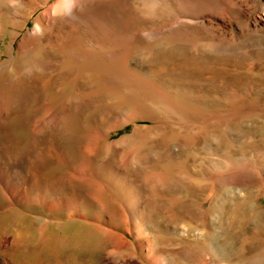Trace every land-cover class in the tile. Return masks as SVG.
Instances as JSON below:
<instances>
[{
    "label": "rangeland",
    "instance_id": "rangeland-1",
    "mask_svg": "<svg viewBox=\"0 0 264 264\" xmlns=\"http://www.w3.org/2000/svg\"><path fill=\"white\" fill-rule=\"evenodd\" d=\"M32 1L24 0L15 8L0 2L3 24L7 23L0 35V53L2 60L8 61L6 67L11 57L5 52L17 30L8 20L15 14L26 20L27 25L13 40L16 47L18 41L33 32L37 15L45 9L41 5L44 0ZM59 1L49 0L46 6ZM78 4L73 10L77 13H68L67 19L54 29L52 40L59 43L73 38L77 44L80 41V47L112 50L115 58L105 59L109 72L85 68L84 74L78 75L75 64L58 68L61 59L54 55L48 76L45 71L36 70L33 80L37 85L36 96L40 97L34 114L36 123L53 112L61 117L58 130L48 129L36 135L33 167L29 162L32 153L28 150L27 129L32 116L25 117V107L18 111L22 119H11L7 123L10 128L7 124L6 128H0V165L10 172L19 167L18 172L28 173L32 168L36 178L26 181L39 189L47 172L60 177L61 184L54 196L64 201L70 212L63 209L47 212L39 204L26 207L18 202H4L0 196V230L8 231L18 225L27 228L30 220H34L31 228L35 230L34 226L40 227L45 218L66 222L71 217L74 223L61 230L72 233L77 230L76 223L83 224L87 243L93 245L92 241L97 240L100 245L93 254V264H264V0H78ZM36 6L29 17V11ZM45 36L39 35L41 42ZM126 52L131 53L125 62L121 57ZM22 54L16 63L24 69L31 54ZM21 58L26 59L25 65L21 66ZM110 77L114 82L118 79L117 85L113 82L111 86L112 81L109 84ZM44 78L49 81L48 91L41 87ZM160 91L180 108L175 109L169 101L156 96ZM120 93L122 104L119 100L118 107L114 95ZM132 101L139 106L133 109ZM69 114L74 116L68 118L72 123L67 120ZM133 117L136 120L130 121ZM114 126L117 127L112 129ZM71 129L76 131L77 138ZM106 130L109 135L101 139L110 142L135 130L144 133V145L151 152H159L160 159L150 155L145 163L150 170L143 164L133 166L135 169L124 164L125 170L121 158L133 152L132 144L118 147L117 152L87 155L91 139ZM143 149L141 146L136 150ZM161 156L168 159L162 163ZM141 166L150 173L162 169L170 174L175 169L172 175L180 182L163 185L162 189L148 183L149 186L143 182L145 174ZM116 172L127 176L138 191L137 206L145 212L141 226L123 206L117 189L115 194V188L109 184V178ZM82 179L98 185L87 188L79 181ZM143 183L147 188H143ZM93 195L104 207L95 205ZM104 231L116 236L117 241L115 237L114 243L111 242ZM2 257L0 254V262L9 264ZM91 259L84 258L91 262L86 261L87 264H92Z\"/></svg>",
    "mask_w": 264,
    "mask_h": 264
},
{
    "label": "bare ground",
    "instance_id": "bare-ground-1",
    "mask_svg": "<svg viewBox=\"0 0 264 264\" xmlns=\"http://www.w3.org/2000/svg\"><path fill=\"white\" fill-rule=\"evenodd\" d=\"M24 0H0V2L5 3L8 7H18L20 6V4H22ZM49 0H44V2L41 3L42 6H45V9L39 14L37 15L36 19H35V28L33 29V32L31 34L28 33V35H25L20 41H18V43L16 44V47L13 43V40L15 38V36H17L18 32L25 26L26 24V20L25 18L22 21L19 19L18 15H13L11 20L9 18V22L11 23V25L17 29L16 31H14V36L11 38L10 40V45L7 48L8 52H5L6 54H8L12 60V62H15L14 64H12V62L10 63L9 60V65L8 67L4 66L6 63L8 64V61L6 60H2V56L3 54L0 53V128L4 127L6 128V124L9 123L11 121V119L17 120L19 118L22 119L21 115L19 114V109H22V106L25 107V117L26 116H32L31 120H29V124H27V129H29L28 134H29V152L31 155L30 158V164L31 167H33V162H34V149L33 147H35L34 145V141H35V137L38 134H41L43 132H45L48 129H56V127L59 125V118L61 117L60 113L56 112L49 116L47 119H44L38 123H36V118L34 117L36 108H37V91H36V87L37 85H35V82L33 80V78H35L36 76L33 77V75H35L38 71V69L41 71H45V75H49L50 71V67H51V57L54 55V57H58L60 58V62H58V68L60 67V69L62 68H66L67 65L72 66L73 64H75L76 66H78V72L80 75V73L85 69H91V70H95L98 72H109L108 69V65L105 62V59H109L112 60L115 58V54L113 53L112 50L103 48L101 46H99L97 49L95 50L92 49L91 47L89 48H85V47H80L78 44L73 41L71 38L65 39V40H60L59 43H54L52 40V35L54 34V29L56 27H58L62 21H65L67 18L66 16L68 15V13H72V11L74 10V8L76 7V5L78 4V0H71V2L65 7L63 6V1H59L58 3H54L52 6L51 4L50 7H48V5L46 6V4L48 3ZM31 3H33L32 0H30ZM57 2V1H56ZM36 3V2H35ZM4 4V5H5ZM36 5V4H35ZM79 6V4H78ZM38 6H36L35 8H33L32 10H30L29 12V17H31V14L37 9ZM81 7V6H79ZM78 7V9H79ZM77 9V8H76ZM77 9V11H78ZM76 12V11H75ZM73 11V13H75ZM72 13V15H73ZM77 13V12H76ZM2 10L0 8V35L2 33H4L3 31L6 28V22L5 24H3L4 20L2 19ZM9 16L10 13H9ZM70 16V15H69ZM74 16H72L73 18ZM71 19V18H70ZM70 22V21H69ZM68 23V22H67ZM58 31V30H57ZM76 33V32H75ZM45 34V41L41 42L40 41V37L39 35ZM72 34V33H70ZM55 35V34H54ZM76 36V35H75ZM73 37V36H71ZM78 38V37H77ZM76 37L74 39H77ZM54 39V38H53ZM79 40V39H78ZM110 46V43H109ZM88 47V46H87ZM116 51V49H115ZM32 53L31 54V59L27 62L26 67L24 66V69H22V67H20L16 62L18 57L22 54V53ZM116 53V52H115ZM131 53V52H130ZM129 53V54H130ZM128 52H126L125 54H123V56L121 57L122 60H124L125 62L128 61L130 59ZM24 57V54H22ZM22 57V56H21ZM30 57V56H29ZM53 57V58H54ZM26 58V56H25ZM24 58V59H25ZM24 59L21 58V60L23 62H21V66L23 65V63L26 61H24ZM20 60V61H21ZM19 61V62H20ZM53 61V60H52ZM131 61V60H130ZM56 62V61H53ZM26 63V62H25ZM24 63V65H25ZM54 64V63H53ZM54 66V65H53ZM5 67V68H4ZM55 67V66H54ZM74 67V66H73ZM70 68V67H69ZM68 69V68H67ZM74 69V68H73ZM37 70V71H36ZM60 71V70H59ZM63 71V70H62ZM61 71V73L63 74V72ZM69 71V70H67ZM71 71V70H70ZM113 71V68H112ZM124 71V70H123ZM39 72V73H40ZM77 72V73H78ZM55 73V71H54ZM59 73V72H58ZM96 73V72H95ZM41 74V73H40ZM39 74V75H40ZM69 74V73H67ZM82 74H84V72H82ZM106 74V73H104ZM104 74H102L104 76ZM66 75V73H65ZM89 75V74H88ZM87 75V78H89V76ZM93 75V74H92ZM99 75V74H98ZM84 76V75H83ZM97 76V74H96ZM95 76V77H96ZM106 76V75H105ZM104 76V77H105ZM111 76V75H110ZM113 76V75H112ZM111 76V77H112ZM78 76H76L77 78ZM98 77V76H97ZM101 75L99 76V80H100ZM108 77V76H107ZM111 77L107 78V80L109 81V84L112 80ZM121 76H119L120 78ZM67 78V77H66ZM82 78V76H81ZM86 78V79H87ZM45 79V78H44ZM93 78H91L92 80ZM112 79H115L112 77ZM121 79V78H120ZM38 80V79H37ZM43 80V79H42ZM46 80V81H45ZM42 84L41 87L48 91L49 88V81L51 83L50 80V76H49V81H47V79H45ZM80 80V78H79ZM90 80V78H89ZM96 80H98L96 78ZM103 80V78H102ZM106 80V79H105ZM106 80V81H107ZM116 80H118L116 78ZM116 80L114 82V80L111 83V86L114 82V86L117 85ZM124 80V79H123ZM128 80H131L130 78ZM93 81V80H92ZM101 81V80H100ZM127 81V80H126ZM85 82V81H84ZM94 82V81H93ZM99 82V81H98ZM104 81H102L103 83ZM120 82V81H119ZM118 82V83H119ZM122 82V81H121ZM131 82V81H130ZM82 82H80L81 84ZM96 82H94L95 84ZM100 83V82H99ZM38 84V82H37ZM91 84L93 85V83L91 82ZM108 84V85H109ZM123 84V83H120ZM133 84V83H132ZM52 85V84H51ZM97 85V83H96ZM105 85V84H103ZM119 86V84H118ZM53 87V86H52ZM95 87V86H94ZM97 87V86H96ZM95 87V89H96ZM120 87V86H119ZM123 87V86H121ZM129 87V86H128ZM137 86H135L136 88ZM105 88V87H104ZM118 88V87H116ZM52 89V88H51ZM98 89V88H97ZM96 89V90H97ZM102 89V87H101ZM140 89V88H139ZM138 89V92H139ZM50 90V89H49ZM120 90V89H119ZM122 90V89H121ZM130 90V89H129ZM52 91V90H51ZM100 91V90H99ZM102 91V90H101ZM114 91V90H113ZM124 91V89H123ZM126 91V90H125ZM43 92V90H42ZM50 92V91H49ZM77 92V91H76ZM104 92V91H102ZM117 93L118 90L116 89ZM136 92V91H135ZM137 92V93H138ZM48 93V92H46ZM101 93V92H100ZM106 93V92H105ZM107 93H110L107 91ZM123 93V92H122ZM133 93V92H132ZM135 93V94H137ZM44 94V93H43ZM53 96V93H51ZM50 94V95H51ZM76 94V93H75ZM126 94H130V93H126ZM133 94V95H135ZM140 94H142L140 92ZM145 93H143L144 95ZM156 96H160L159 98L163 99V101H165V99L167 101H169V103L173 106V108L177 109L180 108V105H178L173 99L170 98V96L165 95L164 92L162 93L157 92ZM169 94V93H167ZM173 94V92H172ZM171 94V95H172ZM48 95V94H47ZM65 95V94H63ZM81 95V94H80ZM106 95V94H105ZM112 95V94H111ZM110 95V96H111ZM121 93L119 96L114 95V98L118 99L117 103L115 105L119 104V99L118 97H121ZM125 95V93H124ZM62 96V95H61ZM60 96V97H61ZM75 97V95H73ZM90 96H94V95H90ZM102 96V95H101ZM140 96V95H139ZM173 96V95H172ZM48 97V96H47ZM56 97V96H55ZM82 97V96H81ZM85 97V96H84ZM96 97V96H95ZM100 97V96H99ZM108 97V96H107ZM125 97V96H124ZM138 97V96H136ZM147 97V96H146ZM145 97V98H146ZM51 98V97H50ZM65 98V97H64ZM78 98V97H77ZM102 98V97H101ZM104 98V97H103ZM110 98V97H109ZM123 98V96H122ZM127 98V97H126ZM125 98V99H126ZM133 98V96H132ZM130 98V99H132ZM140 98H144L140 96ZM174 98V97H172ZM45 99V98H44ZM54 99V98H53ZM52 99V100H53ZM124 99V98H123ZM129 99V98H127ZM47 100V99H46ZM50 99V101H52ZM75 100V99H74ZM79 100V99H78ZM81 100V99H80ZM84 100V99H83ZM133 100V99H132ZM137 100V99H136ZM40 101V100H38ZM45 101V100H44ZM49 101V102H50ZM63 101V99H62ZM139 101V100H137ZM137 101H132L131 105H133V109L137 108V106H139L137 104ZM142 101V100H141ZM140 101V103L142 104V102ZM47 102V101H46ZM71 102V101H70ZM69 102V103H70ZM74 103V101H73ZM83 103V102H82ZM122 104V100L120 102ZM125 103L127 104L128 102L125 101ZM46 104V103H45ZM49 104V103H48ZM47 104V105H48ZM61 104V103H60ZM65 104V103H64ZM80 104V101H79ZM120 104V106H121ZM124 104V101H123ZM125 104V105H126ZM145 104V103H144ZM129 105V106H128ZM44 106V104H43ZM50 106V105H49ZM84 106V105H82ZM128 107H130V103L127 104ZM64 107V106H63ZM86 107V105H85ZM84 107V108H85ZM113 107V106H112ZM119 107V105H118ZM124 107V106H123ZM160 107V106H159ZM41 108V107H40ZM45 108V106H44ZM78 108V107H77ZM109 108V107H107ZM111 109V108H110ZM139 109V108H138ZM141 109V108H140ZM161 109V108H160ZM76 110V109H75ZM82 110V109H81ZM87 110V109H85ZM100 110V108H99ZM116 109H114L115 111ZM143 110V108L141 109ZM141 110L140 113L138 112V114H141ZM24 111V110H23ZM67 111V110H66ZM71 111V109L69 110L68 108V112ZM90 111V110H89ZM105 111V110H104ZM108 111V110H107ZM111 111V110H110ZM145 111V110H144ZM143 111V112H144ZM186 112V109L184 110ZM22 112V111H21ZM67 112V113H68ZM76 112V111H75ZM78 112V111H77ZM76 112V113H77ZM84 112V110H83ZM94 112V111H93ZM119 112V111H118ZM133 112V111H132ZM185 112H183V114H185ZM191 112V111H190ZM64 113V112H63ZM66 113V112H65ZM80 113V110H79ZM117 113V112H115ZM145 113V112H144ZM167 113V111H166ZM12 114V116L10 115ZM73 114V112H72ZM82 114V111H81ZM92 114V113H91ZM120 114V113H119ZM131 114V113H130ZM189 114V113H188ZM191 114V113H190ZM10 115V118H9ZM37 115V114H36ZM68 115V114H67ZM79 115V114H78ZM147 115V114H146ZM150 115V114H149ZM70 116V114H69ZM143 116L145 117V114H143ZM187 116V115H186ZM71 117L74 118V116H70L67 117V120H69ZM80 117V116H79ZM91 117V116H90ZM89 117V118H90ZM30 118V117H28ZM39 118V117H38ZM64 118V117H63ZM69 118V119H68ZM138 118H141L138 117ZM40 119V118H39ZM38 119V120H39ZM65 119V118H64ZM79 119V118H78ZM126 119V118H125ZM133 120L130 121H134L136 120L134 117L132 118ZM12 120V121H14ZM62 120V119H61ZM66 120V121H67ZM71 120V119H70ZM69 120V121H70ZM77 120V119H76ZM91 120V119H90ZM127 120H129L127 118ZM24 120H22L23 122ZM65 121V120H63ZM74 121V120H73ZM78 121V120H77ZM81 121V120H80ZM80 121H78L80 123ZM25 122V121H24ZM68 122V121H67ZM66 122V123H67ZM71 122V121H70ZM15 123V122H14ZM13 123V126L15 125ZM18 123V122H17ZM16 123V124H17ZM26 123V122H25ZM62 123V122H61ZM65 123V124H66ZM72 123V122H71ZM75 123V122H74ZM24 124V123H23ZM62 125V124H61ZM72 125V124H71ZM79 125V124H78ZM82 124H80L81 126ZM8 126V124H7ZM18 126V125H17ZM9 127V126H8ZM70 127V126H69ZM74 127V124H73ZM114 126L112 129H115ZM10 128V127H9ZM62 128V127H61ZM66 128L68 129V127L66 126ZM66 128L65 131L63 132L65 134L66 132ZM74 129V128H73ZM111 129V130H112ZM58 130V129H56ZM55 130V131H56ZM60 130V129H59ZM62 130V129H61ZM60 130V133L62 132ZM72 130V129H71ZM69 130V131H71ZM77 130V129H74ZM74 135L75 132L74 131ZM110 130V129H109ZM14 131V130H13ZM18 131V130H17ZM49 131V130H48ZM51 131V130H50ZM67 131V132H69ZM79 131V130H78ZM77 131V132H78ZM96 131V130H95ZM6 132V131H5ZM15 132V131H14ZM13 132V133H14ZM57 132V131H56ZM71 132V133H73ZM110 131H104L103 134L99 135H95L93 137V139H91V141L89 142V145L86 147L87 148V155H90L93 153V155L95 154H107L108 152H117V148L120 146L124 145H130L132 144L133 147H131V150L133 149V152L128 154V156H124L123 158H121V163L126 164V166H140V164H143V166L146 165L147 169L149 168L148 164V159L151 157L150 155L153 154V156H157L159 154L156 153V151H154L156 154L154 155V152H151L148 147H146V138L144 133H141L140 131L137 132L135 130V132L131 135L128 136H123L121 139H119L116 142H110V141H103V139L101 138H107V136L109 135ZM16 133V132H15ZM54 133V132H52ZM62 133V134H63ZM70 133V135H71ZM79 135L81 136V132L79 131ZM48 134H50L48 132ZM58 134V132H57ZM63 134V135H64ZM69 134V133H68ZM46 136V134H44ZM43 135V136H44ZM52 135V134H51ZM69 138H71L73 136V134L70 136ZM78 136V134H76ZM75 135V137H76ZM1 136V135H0ZM40 136V135H39ZM42 136V135H41ZM49 136V135H48ZM54 136V135H53ZM67 136V135H66ZM51 137V136H50ZM38 138V137H37ZM36 138V139H37ZM40 138V137H39ZM45 138V137H44ZM77 138V137H76ZM80 138V137H79ZM84 138V137H83ZM2 139V138H1ZM0 139V140H1ZM68 139V137H67ZM73 140V139H72ZM89 140V139H88ZM39 142V140H37ZM71 141V140H70ZM75 141V139L73 140ZM77 141V139H76ZM82 142V141H81ZM2 143V141H1ZM171 143V142H170ZM4 145V143H3ZM38 145V144H37ZM141 146H143V150L138 151L136 149L141 148ZM5 147V146H4ZM9 147V145H8ZM146 147V148H145ZM167 147V146H166ZM37 148V147H36ZM35 148V149H36ZM128 148V147H127ZM136 148V149H134ZM150 148V147H149ZM9 149V148H8ZM119 149V148H118ZM165 149V148H164ZM120 150V149H119ZM135 150V151H134ZM162 151V150H161ZM165 151V150H164ZM14 153V152H13ZM39 154V153H38ZM115 154V153H114ZM37 155V154H36ZM66 155V154H65ZM113 155V154H112ZM163 155V154H162ZM168 155V154H165ZM27 156V155H26ZM108 156V155H107ZM160 156V155H159ZM158 157V159H160V157ZM164 156V155H163ZM169 156V155H168ZM75 157V156H74ZM97 157V156H96ZM98 157H100L98 155ZM105 157V155H104ZM153 157V159H154ZM162 157V156H161ZM63 158V155H62ZM70 158V157H69ZM68 158V160H69ZM113 158V157H112ZM166 160L168 159L167 156L165 157ZM164 158V160H165ZM99 159V158H98ZM103 159V158H102ZM156 159V157H155ZM157 159V160H158ZM162 163H163V157L161 158ZM39 160V159H38ZM65 160V159H64ZM97 160V159H96ZM113 160V159H112ZM67 162V160H65ZM160 161V160H159ZM156 162V163H159ZM169 161V160H168ZM1 162V161H0ZM37 162V161H36ZM60 162V160H59ZM151 162V160H150ZM149 165L151 166L152 164ZM167 163V162H166ZM5 164V163H4ZM8 164V163H6ZM15 164V163H14ZM13 164V165H14ZM18 164V163H17ZM2 165V164H1ZM0 165V196H1V200L6 202H18L21 204L26 205H36L39 204L42 206V208L44 210H46L47 212L50 211H54L56 209H63V210H68V212H70V209L68 208V205L66 203H64V201H60L61 199H55L56 195V188L57 186H59L58 184L60 183V177L56 178L55 176H53L50 171L49 173L47 172V174L44 176V179H42V182L44 180V184L42 186V188H36V186L33 184V186L27 183V179H33L35 177V171L32 170V168H30L31 170H29V172H22L19 171L18 172V168L15 170L16 172H10L8 171L5 167H2ZM10 165V164H9ZM8 165V166H9ZM37 165V164H36ZM156 165V164H155ZM170 165V164H169ZM159 166V164L157 165ZM166 166V165H165ZM164 166V167H165ZM10 167V166H9ZM13 167V166H12ZM131 167V168H132ZM142 167V166H141ZM140 167V168H141ZM154 167V166H153ZM151 166V170H153V168ZM160 167V166H159ZM135 169V167H133ZM172 168V167H171ZM14 169V168H13ZM23 169V168H22ZM123 169V167L121 168ZM125 169V166H124ZM129 169V167H128ZM137 169V168H136ZM143 169V167H142ZM98 170V169H97ZM96 170V171H97ZM119 170V169H118ZM126 170V169H125ZM130 170V169H129ZM140 170V169H139ZM138 170V172L140 173V171ZM150 170V168H149ZM155 170V169H154ZM166 170V169H165ZM171 170V169H170ZM175 170V169H173ZM172 170V172H173ZM14 171V170H13ZM121 171V170H120ZM132 171H136L133 170ZM142 172V171H141ZM144 172V169H143ZM152 172V171H151ZM168 173V171H164L162 169L153 171V173L148 172L147 170H145L144 174L145 177L143 179L144 183H147V185L151 184L153 185L154 188L157 189H162L164 188L163 185H170L173 182L176 183V185L178 184L177 182V178L172 175L174 173ZM101 173V172H100ZM138 173V174H139ZM178 173V172H177ZM175 173V175L177 174ZM180 175V173H178ZM88 175V174H87ZM37 176V175H36ZM85 176V175H84ZM140 176V175H139ZM43 177V176H42ZM86 177V176H85ZM141 177V176H140ZM36 178V177H35ZM96 178L97 175H96ZM101 178V177H100ZM99 179V178H98ZM107 179V178H106ZM179 180V179H178ZM84 186H86L87 188H91L93 186L98 185V183L93 182L91 180H79ZM109 184L112 185L115 188V194L119 193L120 198H122L123 203L125 205V208L127 210H129L130 213L133 214V217L135 220H137L138 222H140V226L142 224V220L145 218V212L143 213L142 211H140L138 209L137 204L138 200H139V195H138V191L136 190V188L131 186L130 180L127 178V176H125L122 172H116L114 173L110 178H109ZM144 183L142 185H144ZM149 183V184H148ZM61 184V183H60ZM173 185H175L173 183ZM145 186V185H144ZM150 186V185H149ZM161 188H160V187ZM176 187V186H175ZM139 189V187H137ZM143 188H147V186L143 187ZM116 189H117V193H116ZM149 190V189H148ZM103 191V190H102ZM140 191V190H139ZM161 191V190H160ZM148 192V191H147ZM146 192V193H147ZM144 193V192H143ZM94 196V195H93ZM102 197V196H101ZM118 197V198H119ZM142 197V196H141ZM60 198V197H59ZM94 201H95V205L97 206H103L100 203V200L98 199V197L95 195L93 197ZM101 199V198H100ZM142 199V198H140ZM9 204V203H8ZM69 204V203H68ZM17 206V205H16ZM108 206V205H107ZM27 207V206H26ZM99 207V208H100ZM104 207V206H103ZM68 208V209H67ZM15 209V207H13L11 210L13 211ZM96 210V209H95ZM11 211V212H12ZM17 211V210H16ZM15 211V213H16ZM65 211V212H66ZM19 212V211H18ZM128 212V211H127ZM13 213V212H12ZM12 213H11V217H12ZM95 213V211H94ZM20 214V212H19ZM18 214V215H19ZM6 215V214H5ZM10 215V212H9ZM7 216V215H6ZM15 216V215H14ZM2 217V216H1ZM132 217V218H133ZM143 218V219H142ZM20 219V218H19ZM30 219V218H29ZM132 219V220H134ZM177 218H175L176 220ZM21 220V219H20ZM71 217L68 221L66 222H62V221H54L53 219H49V218H45L40 227H36L34 226V229L31 228L32 226V220H30L29 225L27 226V228H24L21 226H17L11 230L8 231H3L0 230V254L1 257L4 256L5 261L8 262L9 264H87L91 263L89 262V260H84V258H92L91 261L93 260V257L95 258V256L93 255L96 250H98V248L100 247V245H97V240L96 243L92 241V243H94L93 245H91V243H87L86 240V236L83 230V224H79L76 223L77 226V230H74L72 233H67L64 232L63 230H61L62 227L72 224L74 223V218ZM145 220V219H144ZM83 221V220H81ZM78 222V221H77ZM84 222V221H83ZM144 222V221H143ZM87 223V222H86ZM28 225V224H26ZM138 225V224H137ZM144 225V224H143ZM7 227V226H6ZM90 227V226H89ZM88 227V228H89ZM94 227V226H92ZM2 229V228H0ZM100 229V227H99ZM6 230V228H5ZM98 230V229H97ZM96 230V231H97ZM95 231V230H94ZM102 232V230L100 231ZM104 233L108 236L109 240L111 242L115 241V237L116 236H111V233L109 234L108 231ZM104 235V234H103ZM92 240V238H91ZM95 241V240H94ZM116 241H117V237H116ZM101 240H100V244H101ZM104 243V242H103ZM114 243V242H113ZM106 243H104L105 245ZM111 244V243H110ZM102 245V244H101ZM23 251V253L21 252ZM92 251V252H91ZM22 253V254H21ZM3 258V257H2ZM97 259V258H96ZM1 261V260H0ZM87 261V262H86ZM94 262L92 261V264ZM0 264H4L3 262H0ZM6 264V263H5Z\"/></svg>",
    "mask_w": 264,
    "mask_h": 264
},
{
    "label": "clouds",
    "instance_id": "clouds-1",
    "mask_svg": "<svg viewBox=\"0 0 264 264\" xmlns=\"http://www.w3.org/2000/svg\"><path fill=\"white\" fill-rule=\"evenodd\" d=\"M70 2L71 0H63V6L66 7Z\"/></svg>",
    "mask_w": 264,
    "mask_h": 264
}]
</instances>
